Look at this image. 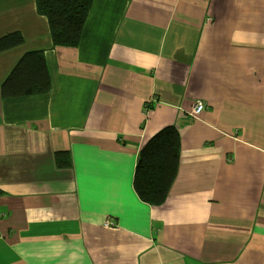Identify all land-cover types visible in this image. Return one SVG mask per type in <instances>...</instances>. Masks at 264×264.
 I'll return each instance as SVG.
<instances>
[{
	"label": "crops",
	"instance_id": "1",
	"mask_svg": "<svg viewBox=\"0 0 264 264\" xmlns=\"http://www.w3.org/2000/svg\"><path fill=\"white\" fill-rule=\"evenodd\" d=\"M12 32L0 87L33 50L51 87L0 94V264H264V0H93L77 47L34 0H0ZM168 125L178 171L154 208L131 180Z\"/></svg>",
	"mask_w": 264,
	"mask_h": 264
},
{
	"label": "trees",
	"instance_id": "2",
	"mask_svg": "<svg viewBox=\"0 0 264 264\" xmlns=\"http://www.w3.org/2000/svg\"><path fill=\"white\" fill-rule=\"evenodd\" d=\"M93 0H34L35 12L45 19L52 43L77 47L85 18ZM24 39L17 32L0 37V53L16 48ZM51 87L43 51L21 55L0 87L4 99L46 95ZM180 136L168 125L152 135L141 147L132 175L133 191L141 203L151 207L164 204L178 171ZM57 168H69L65 152L56 153Z\"/></svg>",
	"mask_w": 264,
	"mask_h": 264
},
{
	"label": "built area",
	"instance_id": "3",
	"mask_svg": "<svg viewBox=\"0 0 264 264\" xmlns=\"http://www.w3.org/2000/svg\"><path fill=\"white\" fill-rule=\"evenodd\" d=\"M204 106L201 102H197L196 104H194L191 108V111H190V117L191 118H196L203 110H204ZM114 225L113 223V220L111 218H108L106 220H104L102 222V227L103 228H110Z\"/></svg>",
	"mask_w": 264,
	"mask_h": 264
}]
</instances>
